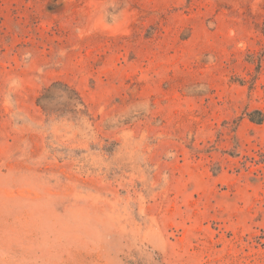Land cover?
I'll return each mask as SVG.
<instances>
[{"label":"rangeland","instance_id":"1","mask_svg":"<svg viewBox=\"0 0 264 264\" xmlns=\"http://www.w3.org/2000/svg\"><path fill=\"white\" fill-rule=\"evenodd\" d=\"M0 264H264V0H0Z\"/></svg>","mask_w":264,"mask_h":264}]
</instances>
